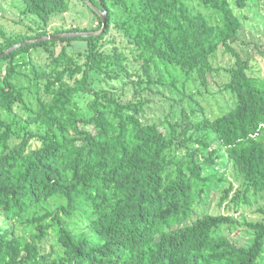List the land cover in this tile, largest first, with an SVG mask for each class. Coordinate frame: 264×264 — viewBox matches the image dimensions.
<instances>
[{"label":"trees","instance_id":"obj_1","mask_svg":"<svg viewBox=\"0 0 264 264\" xmlns=\"http://www.w3.org/2000/svg\"><path fill=\"white\" fill-rule=\"evenodd\" d=\"M87 1L106 13L104 35L26 45L0 58V217L9 223L0 224V264H260L264 222L247 224L255 231L248 248L216 232L236 223L231 212L240 205L241 188L220 196L219 208L227 214L204 211L210 177L179 126L144 123L148 98L124 103L91 86L109 61H125L117 49L113 58L102 51L117 11L128 14L124 35L136 46L150 85L156 67L172 85H180L174 72L185 77L183 83L194 75L206 83L224 48L236 58L224 89L237 102L192 128L215 134L247 188L264 193V78L251 75L249 61L232 46L241 31L238 18L226 0H196L218 17L216 25L194 13L188 0ZM21 2L24 15L45 26L70 10L68 0ZM235 2L247 6V0ZM71 32L90 31L50 34L45 28L35 36L9 37L0 27V54L35 38ZM72 41L87 43L84 62L68 53L65 44ZM36 48L49 53V70L33 66L24 74L25 57ZM83 94L90 99L81 107L77 99ZM221 153L213 150L205 163L216 165ZM51 234L62 249L57 256L42 250Z\"/></svg>","mask_w":264,"mask_h":264},{"label":"rangeland","instance_id":"obj_2","mask_svg":"<svg viewBox=\"0 0 264 264\" xmlns=\"http://www.w3.org/2000/svg\"><path fill=\"white\" fill-rule=\"evenodd\" d=\"M68 1L70 4L69 12L64 15H55L50 24L45 26L36 17L24 15V5L21 0H0V27L9 37H17L20 34L35 36L40 29L45 28L50 34L58 29L80 28L95 32L103 28L100 15L98 14V17L87 3L83 0ZM135 1L129 0V3ZM226 2L241 25L239 39L235 44H232L233 48L243 60L249 61L252 68L251 75L264 78V0H247V6L243 9L237 7L235 0H226ZM188 3L194 13L204 14L212 25L218 24V17L199 1L188 0ZM127 16L128 14L126 15L123 11L116 12L110 34L102 43L103 53L110 58H113L115 50H118L121 56L125 58L123 65L109 61L102 72H97L93 76L91 86L101 91L111 92L124 103L145 102L148 98L150 102L147 103L141 115L144 123L168 121L179 126L183 142L192 152H197V161L204 165L207 175L210 177L206 197L209 203L203 209L204 211L227 214L224 208H219L220 196L231 187L233 188V195L241 188L240 205L237 210L231 212L236 223L222 225L216 232L220 236L226 237L237 247H250L255 240V231L247 227V224L264 222V193H256L253 189L247 188L215 134L198 132L192 128L193 124L205 119H214L235 107L237 102L235 95L225 90L224 86L230 81V74L233 72L236 58L221 48L214 59L216 71L212 75H208L206 83L196 75L183 83L185 77L174 72V76L178 77L180 85H172L163 68L156 67L152 69L153 81L150 85L142 73V62L137 59L136 46L124 35L122 23L127 20ZM2 45L3 40L0 37V46ZM65 45L69 54L84 62L83 55L88 52L86 42L72 41ZM60 50L61 47L58 48V52ZM26 56L25 60L28 63L27 69L23 71L24 74L32 71L33 66L41 71L49 70V53L43 48L33 49ZM23 59L24 57H21L22 62ZM6 64H3L4 67ZM2 73L4 74V68L0 69V74ZM80 78L81 76L77 77V79ZM142 78L145 79V82L140 86V79ZM21 79L22 82H27L26 75L21 76ZM71 84L73 85L74 82ZM89 99L88 95L83 94L78 97L77 101L81 107H84ZM32 100L34 101V99ZM203 143L209 145V149H206ZM215 149H221V154L224 157L212 166L205 163V159ZM186 152L185 149L183 154ZM206 167L208 168L206 169ZM242 184H244L243 187ZM50 207L55 208L53 205ZM4 223L9 224L8 221L0 217V224L3 225ZM42 250L46 254L53 252L55 256L62 253V249L56 243L53 234L42 244ZM260 264H264V259L260 260Z\"/></svg>","mask_w":264,"mask_h":264},{"label":"water","instance_id":"obj_3","mask_svg":"<svg viewBox=\"0 0 264 264\" xmlns=\"http://www.w3.org/2000/svg\"><path fill=\"white\" fill-rule=\"evenodd\" d=\"M95 12H97V14H99L101 16V19L103 21V28L100 31H96V32H71V33H64V34H54V35H49V36H44V37H39V38H35L33 40H29L26 42H23L21 44L15 45L14 47H12L11 49H8L7 51L3 52L2 54H0V58L5 56V55H9L12 52H14L15 50L26 46V45H33V44H37V43H41V42H47V41H51V40H62V39H73V38H87V37H99L102 36L106 29H107V15L106 13L101 12L96 6H94L92 3H90L89 1H85Z\"/></svg>","mask_w":264,"mask_h":264}]
</instances>
